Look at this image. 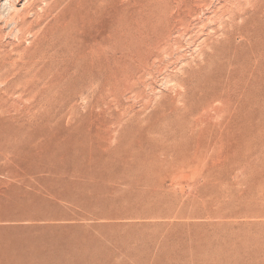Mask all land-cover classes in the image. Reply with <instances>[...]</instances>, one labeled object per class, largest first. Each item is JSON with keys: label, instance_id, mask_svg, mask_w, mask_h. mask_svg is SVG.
Instances as JSON below:
<instances>
[{"label": "rangeland", "instance_id": "1", "mask_svg": "<svg viewBox=\"0 0 264 264\" xmlns=\"http://www.w3.org/2000/svg\"><path fill=\"white\" fill-rule=\"evenodd\" d=\"M70 1L0 0V264H264V0Z\"/></svg>", "mask_w": 264, "mask_h": 264}, {"label": "bare ground", "instance_id": "2", "mask_svg": "<svg viewBox=\"0 0 264 264\" xmlns=\"http://www.w3.org/2000/svg\"><path fill=\"white\" fill-rule=\"evenodd\" d=\"M50 1V0H49ZM53 1V0H52ZM74 0H71L69 3H67V5H65L66 7H68V5L70 4V3H72ZM93 2H91V3H89V4H84L82 7H81V9H82V11H81V16L82 17H85V18H87V17H89L90 16V13H93L96 9H98V8H100V7H104V6H109L110 8H112L113 9V2L112 1H110V2H108V3H106V4H104L105 2H107L106 0H100V3L99 4H97L96 2H97V0H92ZM31 2V1H30ZM61 2V1H60ZM237 3H238V1H236ZM32 3V2H31ZM57 3V2H56ZM159 3V2H158ZM167 3V2H166ZM35 4H37V2L35 3ZM34 4V2L31 4V6L30 7H27V8H24V10H30V9H32L31 7L32 6H34L35 5ZM59 4V3H58ZM64 4V3H63ZM196 4H199L198 2L196 3ZM56 5V4H55ZM191 5H192V3H191ZM157 6V5H156ZM159 6V5H158ZM60 7V6H59ZM195 7H197V6H195ZM203 7V6H202ZM23 8V7H22ZM30 8V9H29ZM156 8V7H155ZM167 8V7H166ZM193 9V8H192ZM159 10V9H158ZM168 10H170V9H168ZM188 10V9H187ZM196 10V9H195ZM164 11V10H163ZM194 11V10H193ZM21 12V11H20ZM148 12V11H147ZM165 12V11H164ZM173 12V11H172ZM190 12H192V11H190ZM159 13V12H158ZM161 13V12H160ZM149 14V13H148ZM165 14V13H164ZM20 15H21V13H20ZM19 15V16H20ZM17 16H18V14H17ZM30 16V15H29ZM51 16V15H50ZM117 16H119L120 17V15H117ZM22 17V16H21ZM119 17L117 18L116 17V20H114V28L111 30L112 32H119V31H124V32H129L130 31V28L128 27V26H125V25H121V24H119L120 22V19H119ZM159 19H160V17H158ZM162 18V17H161ZM191 18V17H190ZM18 19V18H17ZM165 19V18H164ZM46 20V19H45ZM157 20V19H156ZM168 20V19H167ZM26 21V18H24V20H23V22H25ZM115 21H118L119 23H116ZM142 21V20H141ZM158 21V20H157ZM178 21V20H177ZM20 22V21H19ZM51 22H53V21H51ZM49 23V24H47L46 25V31H45V34H44V37H43V41L44 42H49V43H51V41L52 40H57V42H62V40H64V42H62V43H68V40H67V38H66V33L64 32V31H57V28H58V26H59V24H61V21H60V19H58V20H56V23H53V25H56V27H53L51 24L52 23ZM181 22V21H180ZM151 23H152V21H151ZM167 23V22H166ZM15 24H17V23H15ZM153 24V23H152ZM164 24V23H163ZM175 24V23H174ZM50 25H51V28H49L50 27ZM168 25V24H167ZM20 26H21V24H20ZM184 26V25H183ZM168 27V26H167ZM175 27V26H174ZM48 28V29H47ZM183 28V27H182ZM165 29V28H164ZM166 29H168V28H166ZM32 31V30H31ZM142 31V30H141ZM189 31V30H188ZM143 32V31H142ZM158 32V31H157ZM192 32V31H191ZM62 33V35L60 36L59 34H61ZM190 33V32H189ZM1 34V33H0ZM26 36V35H25ZM168 37V36H167ZM165 41V40H164ZM177 42V41H176ZM176 42H175V44H176ZM166 43V42H165ZM172 43V42H171ZM48 44V43H47ZM159 44V43H158ZM164 46V45H163ZM167 46V45H166ZM174 46V45H173ZM24 48V47H23ZM155 48V47H154ZM153 50V49H152ZM17 51V50H16ZM44 51V50H43ZM95 51V50H94ZM94 51L92 50V49H90V53L91 54H96V53H94ZM10 52V51H9ZM14 52V51H13ZM0 53H2V49L0 50ZM24 54V53H23ZM87 56V55H86ZM95 56V55H94ZM1 57V56H0ZM11 57V56H10ZM21 57V56H20ZM93 58V57H92ZM155 58V57H154ZM11 60V59H10ZM29 60V59H28ZM2 62V61H1ZM1 64V63H0ZM28 64H32V62H29L28 61V63H27V65ZM53 64V63H52ZM147 64V63H146ZM11 65V64H10ZM152 65V64H151ZM25 66V65H24ZM13 67V66H12ZM26 68V67H25ZM25 68H23V70L25 69ZM138 69V68H137ZM12 70V69H11ZM37 70V69H36ZM153 70V69H152ZM158 70V69H157ZM21 71V70H20ZM148 74V73H147ZM140 75V74H139ZM146 76V75H145ZM17 78V77H16ZM1 79V78H0ZM9 79V78H8ZM30 79V78H29ZM134 80V79H133ZM138 81V80H137ZM128 83V82H127ZM146 83V82H145ZM149 85V84H148ZM128 86V85H127ZM68 143V142H67ZM71 143V142H70Z\"/></svg>", "mask_w": 264, "mask_h": 264}]
</instances>
